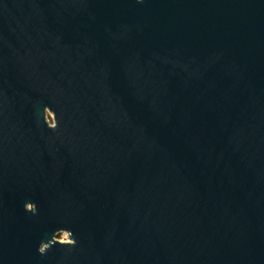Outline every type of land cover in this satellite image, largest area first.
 Segmentation results:
<instances>
[{"label":"water","instance_id":"water-1","mask_svg":"<svg viewBox=\"0 0 264 264\" xmlns=\"http://www.w3.org/2000/svg\"><path fill=\"white\" fill-rule=\"evenodd\" d=\"M0 264H264V0H0Z\"/></svg>","mask_w":264,"mask_h":264},{"label":"rangeland","instance_id":"rangeland-1","mask_svg":"<svg viewBox=\"0 0 264 264\" xmlns=\"http://www.w3.org/2000/svg\"><path fill=\"white\" fill-rule=\"evenodd\" d=\"M48 120L51 122V115H47ZM56 239L59 241H67V237L64 233H59L56 235Z\"/></svg>","mask_w":264,"mask_h":264},{"label":"bare ground","instance_id":"bare-ground-1","mask_svg":"<svg viewBox=\"0 0 264 264\" xmlns=\"http://www.w3.org/2000/svg\"><path fill=\"white\" fill-rule=\"evenodd\" d=\"M64 233V232H63ZM66 235V233H64ZM67 236V235H66Z\"/></svg>","mask_w":264,"mask_h":264}]
</instances>
